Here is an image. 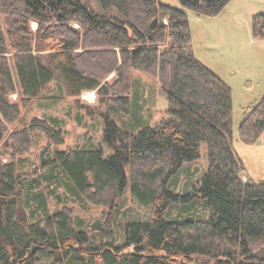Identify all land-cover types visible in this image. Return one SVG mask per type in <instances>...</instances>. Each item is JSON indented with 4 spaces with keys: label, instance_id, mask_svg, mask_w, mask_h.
Masks as SVG:
<instances>
[{
    "label": "trees",
    "instance_id": "16d2710c",
    "mask_svg": "<svg viewBox=\"0 0 264 264\" xmlns=\"http://www.w3.org/2000/svg\"><path fill=\"white\" fill-rule=\"evenodd\" d=\"M178 1L215 16L229 0ZM252 35L264 37L263 13L253 16ZM133 70L161 86L167 106L156 125L141 118L145 96L133 92ZM52 80L59 93L49 99L90 89L102 96L103 142L112 153L55 147L42 159L47 171L29 183L17 160L0 161V264H264V181L241 177L230 142L231 89L196 58L182 9L158 0H0V141L19 119V104ZM17 88L20 103L9 98ZM34 131L49 144L64 141L62 119L32 117L8 133L13 153L28 150ZM262 135L264 95L239 125L244 144ZM202 143L208 166L192 179L183 165L198 158ZM183 170L186 192L176 189ZM51 184L108 209L128 187L151 216L127 220L116 245L60 196L61 207L50 209L43 189ZM176 203L188 207L173 214Z\"/></svg>",
    "mask_w": 264,
    "mask_h": 264
},
{
    "label": "rangeland",
    "instance_id": "374dc122",
    "mask_svg": "<svg viewBox=\"0 0 264 264\" xmlns=\"http://www.w3.org/2000/svg\"><path fill=\"white\" fill-rule=\"evenodd\" d=\"M158 1L182 9L186 13L196 58L219 75L230 87L232 114L230 142L244 166L241 177L249 182L264 181V135L257 142L249 145L241 142L239 138L241 120L249 108L264 95V37L254 38L252 35L253 16L257 13L264 14V0H229L222 11L215 16L198 15L194 10L184 8L178 0ZM29 25L35 30L37 24L35 21H30ZM13 75L15 77V72ZM113 77L114 75L111 74L107 80L111 81ZM132 83L133 92L141 90L142 96H145L144 106L140 110L143 122L149 125L158 124L163 117L162 110L167 106L159 82L144 72L133 70ZM56 84L55 80L50 81L40 95L26 105L20 103L18 88L9 94L11 101H19L20 116L17 121L7 125V132L0 141V161L8 162L12 158L17 160V170L21 173L22 179L28 183L47 171L42 166V159L48 157L55 147L69 149L87 144V146L101 147L104 156L112 153L103 142L100 111L104 112L105 105L100 102L102 96L96 89H90L83 90L78 95L64 92L59 99L47 98L59 93ZM86 92L91 95L87 97ZM134 93L133 103L134 100L140 102L135 99ZM32 117L62 119L63 143L49 144L43 132L34 131L31 132L32 142L28 150L13 153L14 148L8 141V133L22 127L24 121ZM208 160L207 146L202 143L198 158L184 163L183 167L195 173L192 179H197L207 169ZM185 177L186 171L183 170L177 178L179 180L177 191H188ZM48 189L55 191L50 195ZM43 190L50 209L61 207L62 204L57 200L56 195L60 196L76 217H82L89 226L97 224L107 230L106 234L97 229L96 236L106 241H114L116 245H122L125 240L124 228L127 220L144 221L151 216V208L140 204L131 195L128 187L111 209L70 196L62 185L57 188L55 184H51ZM184 205L186 206L187 203L174 204L172 213L175 214Z\"/></svg>",
    "mask_w": 264,
    "mask_h": 264
},
{
    "label": "built area",
    "instance_id": "2783aa9c",
    "mask_svg": "<svg viewBox=\"0 0 264 264\" xmlns=\"http://www.w3.org/2000/svg\"><path fill=\"white\" fill-rule=\"evenodd\" d=\"M86 94H87V97H88L89 95H91V93H88V92H86Z\"/></svg>",
    "mask_w": 264,
    "mask_h": 264
}]
</instances>
